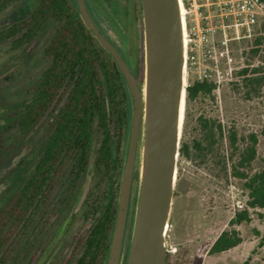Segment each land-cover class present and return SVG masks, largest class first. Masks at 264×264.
Returning a JSON list of instances; mask_svg holds the SVG:
<instances>
[{
    "label": "rangeland",
    "instance_id": "1",
    "mask_svg": "<svg viewBox=\"0 0 264 264\" xmlns=\"http://www.w3.org/2000/svg\"><path fill=\"white\" fill-rule=\"evenodd\" d=\"M88 1L94 17L122 51L127 63L135 69L137 81L143 87L141 0ZM31 7V0L0 5V32L28 18ZM56 28L55 23H46L31 43L23 44L19 49L13 47V39L0 41V214L10 206L33 172L46 139V118L27 134L21 132L19 121L33 98V85L48 66L43 51L51 42ZM245 49L246 42L232 43L231 64L220 65L224 78L215 84L211 97L192 104L194 116L189 138L196 135L193 128H196V119L200 115L220 120L226 132L234 128L245 138L255 133L259 142L257 157L250 168V172L254 173L264 168V89L258 97L248 99L241 87L238 72L247 63L264 67V62L261 58L250 61V55L245 56ZM189 80L191 84L197 82L195 77H189ZM224 145L227 153V142ZM97 146L96 141L94 150ZM140 151L141 148L136 159L120 264H125L129 249L138 192ZM228 168L226 177L212 164L178 157L177 180L167 230L168 252L181 250L192 264H239L248 258L264 264V246L259 245L258 236V233H264V208H249L243 181L232 175L230 165ZM90 169H93V158ZM74 177L70 169L64 172L44 212L34 221L28 225L27 222H10L0 264H75L80 256L77 244L86 236L93 221L91 216H85L84 203L96 181L90 172L86 173L71 194L70 183ZM88 185L87 195L80 203ZM104 188L105 185L99 186L95 194ZM237 200L243 202V211L247 210L250 216L249 221L236 226L242 243L223 253L211 255L209 249L213 242L224 230L231 228L230 221L241 212L237 210Z\"/></svg>",
    "mask_w": 264,
    "mask_h": 264
},
{
    "label": "trees",
    "instance_id": "2",
    "mask_svg": "<svg viewBox=\"0 0 264 264\" xmlns=\"http://www.w3.org/2000/svg\"><path fill=\"white\" fill-rule=\"evenodd\" d=\"M20 1L0 0V5ZM31 3L30 16L0 32V41L13 39V47L19 49L23 44L31 43L46 23L57 25L51 42L43 51L48 66L33 85V98L19 121L24 134L43 118L47 119L48 126L33 172L12 201L13 204L11 202L0 214V257L5 251V234L10 222H27L28 225L42 214L54 187L64 172L70 169L75 174L70 183L71 194L86 173L90 172L96 181L84 203L85 216H91L93 221L86 236L77 244L80 256L75 264H106L132 117L130 94L116 62L86 27L75 0H31ZM93 18L109 38L97 19ZM240 42H246L245 56L250 55V61L261 58L264 62V23L254 37ZM238 75L248 99L261 94L264 89V67L247 63ZM215 87L210 82H194L187 87L179 156L212 164L226 177L230 165L232 175L243 181L249 208L263 209L264 168L250 172L258 154L259 140L255 133L245 138L234 128L226 132L220 120L200 115L196 119V128H193L196 135L189 138L194 116L192 104L211 97ZM96 141L98 146L94 150ZM101 185H105V188L95 194ZM249 220L247 210L237 213L230 221L231 228L217 237L209 253L220 254L239 246L242 237L236 226ZM258 236L259 245L263 247L264 233H258ZM167 264L192 262L180 250L168 252ZM239 264L260 263L248 258Z\"/></svg>",
    "mask_w": 264,
    "mask_h": 264
},
{
    "label": "water",
    "instance_id": "3",
    "mask_svg": "<svg viewBox=\"0 0 264 264\" xmlns=\"http://www.w3.org/2000/svg\"><path fill=\"white\" fill-rule=\"evenodd\" d=\"M86 27L116 62L132 103L115 225L106 264H120L137 155L138 192L125 264H167V230L177 180L186 106L185 25L181 0H141L144 86L91 15L76 0ZM144 89V90H143ZM87 190L80 203L84 201Z\"/></svg>",
    "mask_w": 264,
    "mask_h": 264
},
{
    "label": "built area",
    "instance_id": "4",
    "mask_svg": "<svg viewBox=\"0 0 264 264\" xmlns=\"http://www.w3.org/2000/svg\"><path fill=\"white\" fill-rule=\"evenodd\" d=\"M185 25V76L219 84L221 63L231 64L232 43L255 36L264 23V0H181ZM237 210L245 205L237 200Z\"/></svg>",
    "mask_w": 264,
    "mask_h": 264
},
{
    "label": "flooded vegetation",
    "instance_id": "5",
    "mask_svg": "<svg viewBox=\"0 0 264 264\" xmlns=\"http://www.w3.org/2000/svg\"><path fill=\"white\" fill-rule=\"evenodd\" d=\"M75 1H76V0H75ZM86 3H87L88 9H89L91 15L94 17V14H93V11H92V9H91V7H90L89 1L86 0ZM77 8H78V7H77ZM127 61H128V60H127ZM129 64H130V63H129ZM130 66H131V69L133 70V72H134V74H135L136 79H137V73H136L135 69L132 67L131 64H130Z\"/></svg>",
    "mask_w": 264,
    "mask_h": 264
},
{
    "label": "bare ground",
    "instance_id": "6",
    "mask_svg": "<svg viewBox=\"0 0 264 264\" xmlns=\"http://www.w3.org/2000/svg\"><path fill=\"white\" fill-rule=\"evenodd\" d=\"M144 90V89H143Z\"/></svg>",
    "mask_w": 264,
    "mask_h": 264
}]
</instances>
